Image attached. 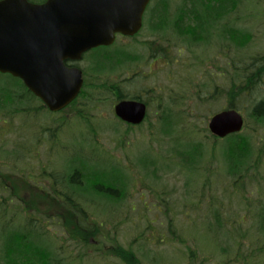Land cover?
<instances>
[{"label":"rangeland","instance_id":"rangeland-1","mask_svg":"<svg viewBox=\"0 0 264 264\" xmlns=\"http://www.w3.org/2000/svg\"><path fill=\"white\" fill-rule=\"evenodd\" d=\"M169 2L172 9H176L181 0ZM228 17L230 28L250 35V41L244 47L237 48L231 42L229 80H202L211 72L207 63L201 71L198 70V80H190V86L182 80H158L159 85L150 82L149 86L160 92L156 90V94L151 95L153 100L146 121L131 131L127 132V126L115 118L113 102L107 101L90 112L99 116L91 121L93 129L84 123L78 125V121L72 119L73 127L61 136L65 139H59L57 143L42 135L37 139L34 134L37 144L32 145L26 154L23 149L28 147L29 135L25 133L41 126H59L60 119L51 118L70 117L77 113L74 108H80L83 100L79 99L80 102L60 115L47 111V114L39 115L38 120L21 114L8 119L1 117L4 114L0 115V145L8 151L16 148L23 156L0 163L1 170L3 174L16 176L18 181L28 174V181L23 179L17 183L22 198L30 200L36 195L33 186L46 191L52 189V182H44L41 174L66 172V160L61 154L70 152L72 147L73 151L84 148L92 156L94 145H101L104 147L102 152L103 149L110 150V162L124 173L126 192L120 201L113 203L97 198L82 201L90 216L104 222L105 236L91 239L90 244H76L77 241L67 238L62 221L59 218L53 220L50 234L58 239L47 244L57 253L62 264H123L104 251L111 244L109 235L116 236L125 247L133 248L143 264H249V261L264 264V251L260 252L264 247V234L260 232L258 222L259 208L264 205V157L259 169L250 171L244 187L238 181L234 183V177L227 173L222 155L223 140L216 142L208 136L210 116L229 106L231 80L238 76L234 67L264 56V0H241ZM148 35L149 29L145 26L141 36L146 38ZM82 66L91 74V64L83 62ZM176 70L180 73V68L167 66L165 79L177 75ZM111 75L101 72V76L111 78ZM9 78L0 74V87L11 86ZM234 82L241 84L239 79ZM227 86L228 97L222 94ZM157 96H161L162 101L160 115L156 114ZM252 96L249 99L243 94L236 98L239 106L236 108L244 114L243 133L253 144L255 159L264 145V125L255 123L250 112L258 101L264 100V77ZM165 111H170V126H165L160 118ZM28 120L30 127L26 126ZM188 143H201L204 151L197 168L192 170L184 168L179 159H172L175 150H184V144ZM0 155L3 152L0 151ZM93 157H96L97 165L106 166L102 153ZM144 159L151 162L150 168L145 169V164L143 167ZM62 187V184L57 186L61 190ZM0 201L10 208L6 220L14 217L15 226H20L17 222L21 215L25 216L24 204L12 196L9 187H0ZM52 207L56 214L59 209ZM219 223L222 227L217 229ZM172 228L186 243L174 239ZM231 232L239 241L232 239ZM96 242H104L105 249L97 250L94 247ZM189 248L195 249V257H190ZM238 253L241 257L236 259Z\"/></svg>","mask_w":264,"mask_h":264},{"label":"trees","instance_id":"trees-1","mask_svg":"<svg viewBox=\"0 0 264 264\" xmlns=\"http://www.w3.org/2000/svg\"><path fill=\"white\" fill-rule=\"evenodd\" d=\"M33 1L41 2L44 0ZM240 1L181 0L179 6L176 9H172L169 0H157L151 13L157 15L155 20L162 23L160 25L164 31L171 30L173 32L174 30L177 34H183L188 39L200 42L205 37L206 24L211 19H217L221 14L229 15L238 6ZM229 34L231 42L237 47H244L250 41V35L246 32L241 33L238 30L230 28ZM233 70L238 76L237 78L232 77L230 101L227 108H239L236 104V98L243 94L247 95L249 99H252V92L258 88L264 77V56L254 57L249 64L237 65ZM238 79L241 81V84L234 82ZM9 83L12 85L3 88L0 87V115L4 114L1 117L8 119L9 117L21 114L26 117L31 116L34 120H38L37 117L39 115L41 116L47 114V111L49 112L43 103L25 87L21 80H9ZM113 84L114 82L112 80H96V82L87 80V84L83 88L80 96V100H83L80 104L81 107L74 108L77 112L75 113L76 115L73 114L70 117H64L65 115H63L61 117L51 118V120L60 119V125L57 127L41 126L37 130L33 129L25 133V135H29V142L27 144L28 147H26V150L23 149V151L27 154L33 146H36L37 140L33 138L34 134L37 135V139L42 135L50 141L54 140V142L59 143V139H65L61 136L65 135L66 131L71 130L73 127L71 126L72 119L78 121V125L84 123L87 128L93 129L91 127V121L99 116L91 113L107 101L112 103L115 99L113 96V91H115ZM137 86L138 84L135 83L128 84V87L133 90ZM126 88L127 86L124 83L120 92L116 94L117 97H126ZM36 100L38 103H36ZM25 101L27 104H23ZM77 103L74 102L73 106ZM61 113H64V110ZM164 114V116L160 117L162 123L165 126H170L172 124L171 116H169L170 111H165ZM250 116L255 123L264 125V100H260L254 105ZM26 126L30 127L29 120ZM126 126L127 132L135 128L131 125ZM21 135L24 136L23 134ZM208 136L216 142L221 139L216 138L210 132ZM221 141L223 142L222 155L228 175L234 177V183L238 181L245 187L246 180L250 177V171L253 168L257 170L260 167L264 157V145L260 148L256 158L253 159V144L243 131L230 134L222 138ZM184 145V150H175L172 159H179L180 164L184 168L191 170L197 168L196 166L202 160L204 154L202 144L188 143ZM20 146L22 148L25 147L23 144H20ZM101 148L104 147L95 144L92 149V156L84 148L73 151L72 147L70 152L62 153L61 155L67 164L66 172L52 173L48 176H42L41 174V179H44V182H48L49 184L52 182L53 187L50 191H46L43 188H38L39 186H33L37 191L35 190L36 195L34 194L35 196H32L30 200L20 196V188L17 186V183L23 179L26 181L29 180L27 178L28 174L21 177L22 180L18 181L16 176L3 174L1 170L2 165H0V187L4 189L9 187L12 196L24 204L23 212L25 215H21V219L17 222L20 226H15L16 222L14 217L9 221L6 220L7 212L10 208L7 207L5 202L0 201V264H62L57 253L51 250L50 244H47V242H57L58 238L50 234L53 220L56 218L62 221L67 238L77 241L75 242L76 244H90L91 239H98L101 236H105L103 232L104 222L97 221L92 215L90 216L88 214L89 212L82 206V201L84 202L88 198H97L100 201L116 203L124 197L126 183L124 181V173L120 167L110 162L112 157L110 150L103 149L102 152ZM59 149L61 152L62 149ZM0 151L3 152V155H0L1 164L11 159L14 160L17 157H23L20 156L21 152H18L16 148L8 151L2 144L0 145ZM101 153L106 158V160L103 158L106 165L103 167L97 165L96 157H93V155H99ZM62 163L65 162L62 161ZM144 164L146 165L145 169L151 166V162L145 159L143 167ZM60 184L63 185L62 190L57 188ZM36 198L39 200L38 202L35 200ZM52 206H56L59 209V211H56V214H54L55 211H52ZM31 212L34 214H29ZM42 213H45L46 216ZM259 215V230L264 234V205L259 208ZM38 216L43 218L40 219ZM221 227L222 224L219 223L217 229ZM172 233H174L175 240L179 239L183 241L180 243H186L173 228ZM230 234L232 239L239 241L238 237L234 236L232 232ZM108 240L111 244L107 247V250H104L106 254L117 258L123 264H143L135 250L122 245L116 236L109 235ZM96 243L94 245L96 249H105V246H103L104 242ZM189 250L190 257H195L196 252L193 251L195 249L189 248ZM261 251H264V247L260 248ZM237 255L236 259H239L241 255L239 253ZM249 264H251V261H249Z\"/></svg>","mask_w":264,"mask_h":264},{"label":"water","instance_id":"water-1","mask_svg":"<svg viewBox=\"0 0 264 264\" xmlns=\"http://www.w3.org/2000/svg\"><path fill=\"white\" fill-rule=\"evenodd\" d=\"M150 0H0V72L21 77L51 111H58L79 93L80 69L64 60L79 59L83 52L113 43L115 34H135L142 25ZM118 117L141 123L146 105L121 101ZM244 117L236 109L214 114L208 123L213 135L239 132Z\"/></svg>","mask_w":264,"mask_h":264},{"label":"flooded vegetation","instance_id":"flooded-vegetation-1","mask_svg":"<svg viewBox=\"0 0 264 264\" xmlns=\"http://www.w3.org/2000/svg\"><path fill=\"white\" fill-rule=\"evenodd\" d=\"M151 10L152 6L149 5L145 13L146 17L144 16L143 24L149 29L146 38L141 36L144 30L133 36L117 34L114 44L93 48L83 54L79 61H65L68 67L81 68L85 82L112 80L115 88L113 109L121 100H136L144 102L150 113V102L153 100L151 95L156 94L157 90L156 87L149 86L150 82H157L159 85L158 80H182L190 86V80H198V70L201 71L207 63L211 72L202 80H229L231 39L228 14H221L217 19H211L206 24L205 37L197 42L183 34H177L174 30L164 31L160 25L162 23L155 20L157 15L151 13ZM150 36L151 38H148ZM83 62L91 64V74L85 66H82ZM167 66L180 68V73L176 70L177 75L165 79ZM216 69L219 71L217 72ZM101 72L112 74L111 78L101 76ZM124 83L127 86L125 93L127 96L119 98L116 94L120 92ZM130 83L138 84L137 88L135 90L129 88ZM222 94L228 97V86L222 90ZM156 102H158L156 114L160 115L161 96H157Z\"/></svg>","mask_w":264,"mask_h":264}]
</instances>
